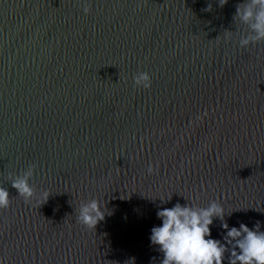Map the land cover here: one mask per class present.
I'll list each match as a JSON object with an SVG mask.
<instances>
[{
    "label": "water",
    "instance_id": "water-1",
    "mask_svg": "<svg viewBox=\"0 0 264 264\" xmlns=\"http://www.w3.org/2000/svg\"><path fill=\"white\" fill-rule=\"evenodd\" d=\"M243 2L0 0V264H160L150 230L177 202L264 231V40L240 47ZM29 165L25 202L10 177Z\"/></svg>",
    "mask_w": 264,
    "mask_h": 264
},
{
    "label": "clouds",
    "instance_id": "clouds-1",
    "mask_svg": "<svg viewBox=\"0 0 264 264\" xmlns=\"http://www.w3.org/2000/svg\"><path fill=\"white\" fill-rule=\"evenodd\" d=\"M218 2L223 7L228 0ZM88 11L85 7V14ZM204 11H211V5ZM234 19L248 27V34L240 38V47L246 48L264 40V0H244L237 6ZM133 82L137 87L148 88L151 85L150 76L146 72L135 75ZM34 168V165H29L20 174L10 177L12 187L25 202L35 195L30 183ZM147 171L152 173L151 165ZM49 197L47 190L40 194V199L45 202ZM9 206V192L0 187V209ZM156 216L161 223L152 227L149 241L150 245L156 246L157 251L162 253L160 264H264V231L260 230L261 222L257 221L251 229L242 222L239 227H229L224 220V208L216 201L207 207L177 202L171 208L158 209ZM75 217L77 223L95 229L105 218L104 207L95 199L89 200L75 210ZM217 219L223 230L220 239L212 236V226Z\"/></svg>",
    "mask_w": 264,
    "mask_h": 264
}]
</instances>
